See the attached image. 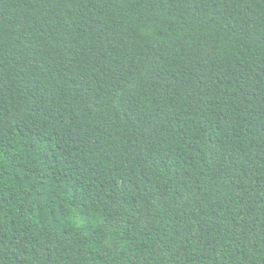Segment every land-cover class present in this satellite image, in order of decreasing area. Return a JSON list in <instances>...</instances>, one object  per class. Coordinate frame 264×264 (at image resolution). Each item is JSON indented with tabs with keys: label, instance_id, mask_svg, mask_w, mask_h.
Listing matches in <instances>:
<instances>
[{
	"label": "trees",
	"instance_id": "trees-1",
	"mask_svg": "<svg viewBox=\"0 0 264 264\" xmlns=\"http://www.w3.org/2000/svg\"><path fill=\"white\" fill-rule=\"evenodd\" d=\"M0 264H264V0H0Z\"/></svg>",
	"mask_w": 264,
	"mask_h": 264
}]
</instances>
